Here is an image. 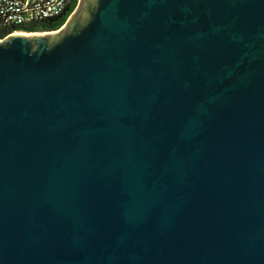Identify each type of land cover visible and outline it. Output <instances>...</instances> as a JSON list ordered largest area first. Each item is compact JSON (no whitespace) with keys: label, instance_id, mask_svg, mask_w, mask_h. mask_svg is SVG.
<instances>
[{"label":"water","instance_id":"1","mask_svg":"<svg viewBox=\"0 0 264 264\" xmlns=\"http://www.w3.org/2000/svg\"><path fill=\"white\" fill-rule=\"evenodd\" d=\"M0 264H264V0L1 37Z\"/></svg>","mask_w":264,"mask_h":264},{"label":"built area","instance_id":"2","mask_svg":"<svg viewBox=\"0 0 264 264\" xmlns=\"http://www.w3.org/2000/svg\"><path fill=\"white\" fill-rule=\"evenodd\" d=\"M74 1L76 0H0V32L10 30L4 36L23 32L16 28L60 16L68 10L71 14Z\"/></svg>","mask_w":264,"mask_h":264},{"label":"trees","instance_id":"3","mask_svg":"<svg viewBox=\"0 0 264 264\" xmlns=\"http://www.w3.org/2000/svg\"><path fill=\"white\" fill-rule=\"evenodd\" d=\"M76 4V1L73 2V4L71 5V9L75 6ZM70 9V11H71ZM69 14V10L68 12L60 15V16H57V17H54V18H51V19H46V20H43L39 23H35V24H30V25H27V26H21V27H18L16 28V30H19V31H26V32H34V31H52V30H56L58 29L62 24L63 22L65 21V19L67 18V15ZM10 30L8 31H2L0 32V38L3 37L6 33H8Z\"/></svg>","mask_w":264,"mask_h":264},{"label":"flooded vegetation","instance_id":"4","mask_svg":"<svg viewBox=\"0 0 264 264\" xmlns=\"http://www.w3.org/2000/svg\"><path fill=\"white\" fill-rule=\"evenodd\" d=\"M78 1H79V0H76V4H75L74 8H75V7H76V5L78 4Z\"/></svg>","mask_w":264,"mask_h":264},{"label":"rangeland","instance_id":"5","mask_svg":"<svg viewBox=\"0 0 264 264\" xmlns=\"http://www.w3.org/2000/svg\"><path fill=\"white\" fill-rule=\"evenodd\" d=\"M72 13V12H71ZM66 20V19H65ZM64 23V22H63ZM62 26V25H61ZM57 30V29H56ZM52 31H55V30H52ZM24 32V31H23ZM26 32V31H25ZM37 32H40V31H37Z\"/></svg>","mask_w":264,"mask_h":264}]
</instances>
